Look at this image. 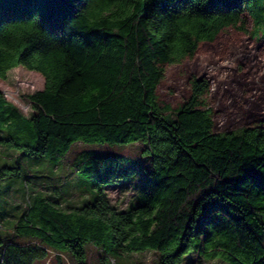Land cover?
<instances>
[{"label":"trees","instance_id":"1","mask_svg":"<svg viewBox=\"0 0 264 264\" xmlns=\"http://www.w3.org/2000/svg\"><path fill=\"white\" fill-rule=\"evenodd\" d=\"M247 15L257 32L264 0H0V80L20 67L45 79L28 96L31 116L0 91V143L55 168L77 143L142 142L152 165L85 154L73 165L81 205L34 196L14 232L37 243L6 240L0 222V264H36L48 250L88 264L89 246L107 264L147 251L158 264L190 254L264 264V130L215 133L212 110L199 104L208 85L198 80L175 110L157 96L158 64L194 57L226 28L244 30ZM20 159L0 182L22 175ZM140 172L138 202L118 209L107 188Z\"/></svg>","mask_w":264,"mask_h":264},{"label":"rangeland","instance_id":"2","mask_svg":"<svg viewBox=\"0 0 264 264\" xmlns=\"http://www.w3.org/2000/svg\"><path fill=\"white\" fill-rule=\"evenodd\" d=\"M250 7L254 9L253 1ZM254 15V13H253ZM256 18V16L254 15ZM246 26L224 29L214 42L199 44L197 53L178 64H158L161 79L157 86L160 105L173 110L186 103L195 80L208 85L199 104L212 110L215 133L240 132L245 128L264 130V23L257 32L253 20L247 15ZM45 86L44 77L25 68L9 72L0 80V91L8 102L24 115L34 112L28 96ZM2 135V134H1ZM145 145L136 142L128 146L87 145L77 143L65 161L58 167L41 158L23 155V150H9L0 143V171L15 165L21 158L22 175L9 176L0 182V222L5 228V238L18 244L37 243L18 237L14 232L17 221L29 203L41 193L64 208L81 205L86 194L76 186L73 165L87 153L119 156L134 161L143 171L152 169L144 153ZM22 156V157H21ZM144 176L140 172L131 183L107 188L113 205L126 209L137 203ZM68 203V204H66ZM49 256L36 264H76L72 257L48 250ZM88 264H107L105 255L94 246L87 248ZM121 264H158V254L147 251L124 255ZM183 264H224L220 259H207L198 254L188 255Z\"/></svg>","mask_w":264,"mask_h":264}]
</instances>
